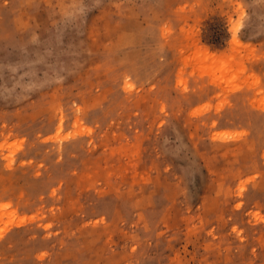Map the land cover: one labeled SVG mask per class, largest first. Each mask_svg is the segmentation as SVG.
<instances>
[{"label": "rangeland", "instance_id": "374dc122", "mask_svg": "<svg viewBox=\"0 0 264 264\" xmlns=\"http://www.w3.org/2000/svg\"><path fill=\"white\" fill-rule=\"evenodd\" d=\"M0 264H264V0H0Z\"/></svg>", "mask_w": 264, "mask_h": 264}, {"label": "bare ground", "instance_id": "6f19581e", "mask_svg": "<svg viewBox=\"0 0 264 264\" xmlns=\"http://www.w3.org/2000/svg\"><path fill=\"white\" fill-rule=\"evenodd\" d=\"M22 222H23V221H22ZM22 222H21V223H22Z\"/></svg>", "mask_w": 264, "mask_h": 264}]
</instances>
